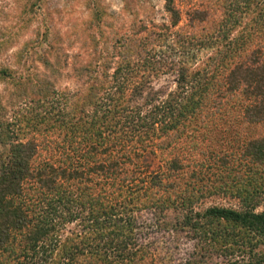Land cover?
Instances as JSON below:
<instances>
[{
    "label": "trees",
    "instance_id": "obj_1",
    "mask_svg": "<svg viewBox=\"0 0 264 264\" xmlns=\"http://www.w3.org/2000/svg\"><path fill=\"white\" fill-rule=\"evenodd\" d=\"M185 2L163 0L157 35L141 38L145 28L132 26L109 57L76 68L100 90L96 98L55 110L52 83L36 77L31 96L15 94L22 108L0 122V264H153L134 236L132 213L141 210L173 212L196 239V264L213 256L220 260L212 264H264V0ZM183 17L188 28L172 29ZM214 34L216 52L200 67L169 64L172 89L145 85L168 72L155 51L170 40L187 51L206 38L207 48ZM18 75L0 67V79ZM51 144L61 149L53 157L42 152ZM144 152L165 168L147 176ZM209 194L238 206L194 210ZM72 222L77 228L65 233Z\"/></svg>",
    "mask_w": 264,
    "mask_h": 264
},
{
    "label": "rangeland",
    "instance_id": "obj_2",
    "mask_svg": "<svg viewBox=\"0 0 264 264\" xmlns=\"http://www.w3.org/2000/svg\"><path fill=\"white\" fill-rule=\"evenodd\" d=\"M33 1L32 8L25 6ZM185 1L175 0V4L183 8L188 4ZM166 19L163 0H0V67H8L15 71L16 75L19 74L15 82L8 78L0 79V122L14 120V109L22 106L15 94L24 92L27 97L31 96L29 88L35 77L47 79L52 83L58 100V103L53 102L55 110L64 106L66 108L77 99L96 98L100 90L96 87L90 90L88 76L85 72L78 73L76 68L81 69L82 64L91 68V63L105 55L106 51L115 52L114 39L119 38L121 42H127L131 38L132 26L145 28L138 34L145 38L147 33L157 35L161 32L153 25L166 23ZM188 23L183 17L172 29L183 32L188 28ZM185 32H189V29ZM210 33L211 30L206 29L202 35L207 34V38ZM148 36L152 38L154 35ZM189 36L195 40L194 36ZM219 37L212 35V44H208L207 48H203L205 38L202 45H194L187 51L185 48L180 51L170 40L168 47L163 46L159 53L155 51L153 54V60L163 65L161 70L168 69V72L156 76L149 75L145 85L157 91L159 88L172 89L175 73L168 68L171 67L169 64L182 60L189 61L188 66L192 69L200 67L198 65L208 61L207 58L216 52L212 39ZM141 40L136 36L137 44H141ZM148 55L152 57L151 50ZM107 56L109 57V54ZM111 59L114 61L116 55ZM111 71L112 69L108 70L109 73ZM48 142L52 143L51 140ZM51 146L42 152L51 157L53 156L49 155V151L52 154L61 152L59 147L54 148L53 144ZM164 162L150 152H144L140 157V164L147 176L164 169ZM204 162L206 163V160ZM187 169L193 171L191 166H187ZM200 169L205 171L203 166H200ZM210 205L237 207L238 203L236 198L228 195L209 194L199 200L193 208L198 210ZM263 207L264 189L257 210ZM132 214L138 224L134 236L137 243L147 247L153 257V264H196L200 259L196 239L192 238L187 227L178 223L173 212H167L164 216L148 210L135 211ZM76 228L72 222L64 232ZM260 248L264 250V245ZM219 260L213 256L204 264Z\"/></svg>",
    "mask_w": 264,
    "mask_h": 264
}]
</instances>
